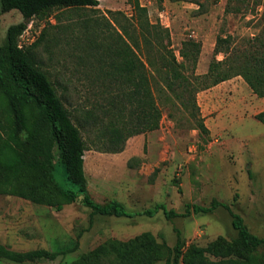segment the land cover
I'll list each match as a JSON object with an SVG mask.
<instances>
[{
  "label": "rangeland",
  "instance_id": "374dc122",
  "mask_svg": "<svg viewBox=\"0 0 264 264\" xmlns=\"http://www.w3.org/2000/svg\"><path fill=\"white\" fill-rule=\"evenodd\" d=\"M260 1L250 0L245 14H227L228 0H140V4L147 8L150 22L170 31L171 49L180 61L186 40L201 43L196 74L204 75L215 58L219 36L231 35L240 44L258 33L252 20L264 11L263 6L256 7ZM99 3L96 8L55 10L50 18L27 21L28 28L20 39V45L30 50L36 64L48 75L76 125L80 110L97 101L106 103L118 93L112 78L104 74L109 68L100 56L106 59L105 53H96L87 41L86 26L93 25L95 19L99 21L102 35L96 44L102 45L106 34L119 30L110 12L131 16L133 11L130 0ZM23 22L17 10L1 16L2 46L8 29ZM141 57L145 61V55ZM223 59L222 54L217 56V60ZM153 85L163 110L160 128L131 137L122 153L104 152V147L81 129L88 148L85 173L90 196L99 204L118 200L132 213L158 204L184 213L186 203L208 207L218 201L228 204L253 234L264 238V124L254 118L264 111V98L254 95L241 77L200 91L197 104L210 132L203 135L190 128L192 112L181 106L178 110V105L160 99L156 89L162 85ZM124 89L127 92L129 87ZM55 180L66 191L77 190L67 179L65 165L58 161ZM232 221L230 212L222 207L211 214L170 220L162 211L152 218H116L92 215L81 202L66 204L57 211L0 194V244L16 252H67L54 261L23 264L76 263L108 240L126 242L143 233H152L170 248L176 245L178 236L184 251L192 246L206 247L219 237L235 239ZM77 243V250H72ZM0 264L18 263L0 260Z\"/></svg>",
  "mask_w": 264,
  "mask_h": 264
},
{
  "label": "trees",
  "instance_id": "16d2710c",
  "mask_svg": "<svg viewBox=\"0 0 264 264\" xmlns=\"http://www.w3.org/2000/svg\"><path fill=\"white\" fill-rule=\"evenodd\" d=\"M99 4V0H0V23L1 16L13 10L19 11L26 21L12 25L5 45L0 44V194L57 211H62L66 204L81 202L92 215L116 218L138 215L152 218L162 211L170 220L192 214L207 215L222 207L230 212L237 232L232 241L219 237L206 247L192 246L185 251L180 236L170 248L159 243L152 233H143L126 242L108 240L72 264H157L161 261L164 264H264V238L253 234L243 218L226 203L213 201L208 207L186 203L184 213L158 204L153 209L132 213L118 200L106 204L94 201L88 190L84 166L88 148L81 131L93 136L104 152L118 154L125 150L131 137L158 130L163 110L155 96V83L162 85L156 89L160 99L178 105V110L192 112L191 129L209 135L197 104L200 91L241 77L254 95L264 98V11L254 16L252 22L259 31L248 40L237 44L231 35L217 38L215 58L204 75L196 74L201 43L186 40L180 61L171 49L170 31L150 22L148 10L140 0H130L131 16L110 12L119 30L114 34L105 33L102 45L96 44L101 33L99 21L95 19L93 25L86 26L87 41L96 53L100 50L105 53L106 59L100 56V61L109 69L102 67L101 70H106L105 76L112 78L118 93L106 103L97 101L90 108L80 110L75 116L76 125L48 75L36 64L30 50L20 45V39L28 28L27 21L50 18L55 10L96 8ZM250 6V0H228L226 13L245 14ZM257 6L264 8V0ZM221 54L224 59L219 61L217 56ZM125 87H129L127 92ZM168 116L174 118L170 112ZM254 118L264 124V111ZM57 161L65 165L67 179L76 191H66L57 184ZM77 248L78 243L72 250ZM66 253L43 249L16 252L0 244V260L18 264L54 261Z\"/></svg>",
  "mask_w": 264,
  "mask_h": 264
},
{
  "label": "crops",
  "instance_id": "0c3cea01",
  "mask_svg": "<svg viewBox=\"0 0 264 264\" xmlns=\"http://www.w3.org/2000/svg\"><path fill=\"white\" fill-rule=\"evenodd\" d=\"M230 82V81H229ZM224 83H226V82H224ZM217 87V86H216ZM216 87H214L213 89H215ZM212 90V89H211ZM85 166V165H84Z\"/></svg>",
  "mask_w": 264,
  "mask_h": 264
}]
</instances>
